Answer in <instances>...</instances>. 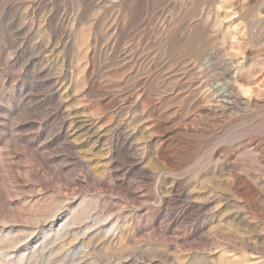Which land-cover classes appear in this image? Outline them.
<instances>
[{
    "label": "rangeland",
    "instance_id": "1",
    "mask_svg": "<svg viewBox=\"0 0 264 264\" xmlns=\"http://www.w3.org/2000/svg\"><path fill=\"white\" fill-rule=\"evenodd\" d=\"M0 264H264V0H0Z\"/></svg>",
    "mask_w": 264,
    "mask_h": 264
}]
</instances>
